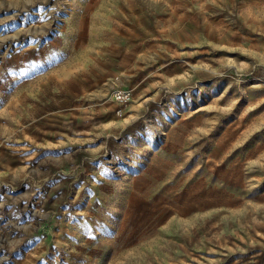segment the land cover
Wrapping results in <instances>:
<instances>
[{
  "label": "rangeland",
  "instance_id": "374dc122",
  "mask_svg": "<svg viewBox=\"0 0 264 264\" xmlns=\"http://www.w3.org/2000/svg\"><path fill=\"white\" fill-rule=\"evenodd\" d=\"M0 264H264V0H0Z\"/></svg>",
  "mask_w": 264,
  "mask_h": 264
},
{
  "label": "built area",
  "instance_id": "2783aa9c",
  "mask_svg": "<svg viewBox=\"0 0 264 264\" xmlns=\"http://www.w3.org/2000/svg\"><path fill=\"white\" fill-rule=\"evenodd\" d=\"M130 90L124 87H115L112 90V99L116 103V113L121 114L123 110V106L130 99Z\"/></svg>",
  "mask_w": 264,
  "mask_h": 264
},
{
  "label": "crops",
  "instance_id": "0c3cea01",
  "mask_svg": "<svg viewBox=\"0 0 264 264\" xmlns=\"http://www.w3.org/2000/svg\"><path fill=\"white\" fill-rule=\"evenodd\" d=\"M122 85V84H121ZM123 86H125V85H123ZM126 87V86H125Z\"/></svg>",
  "mask_w": 264,
  "mask_h": 264
}]
</instances>
